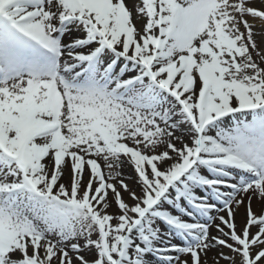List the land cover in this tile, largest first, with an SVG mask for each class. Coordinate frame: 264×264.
<instances>
[{
	"label": "snow or ice",
	"instance_id": "snow-or-ice-1",
	"mask_svg": "<svg viewBox=\"0 0 264 264\" xmlns=\"http://www.w3.org/2000/svg\"><path fill=\"white\" fill-rule=\"evenodd\" d=\"M262 65L264 0H0V264H264Z\"/></svg>",
	"mask_w": 264,
	"mask_h": 264
},
{
	"label": "bare ground",
	"instance_id": "bare-ground-1",
	"mask_svg": "<svg viewBox=\"0 0 264 264\" xmlns=\"http://www.w3.org/2000/svg\"><path fill=\"white\" fill-rule=\"evenodd\" d=\"M129 6L131 7V3H130ZM134 15H135V14H134ZM135 22H136V24H137V27H138V28H141V29L143 28V25H144V23H145L144 19H143V18H140V17H136V18H135ZM76 35H79V34H76ZM74 38H75V36H74V35H71V34H70V35H67V36L65 37L66 41H71V40L74 39ZM262 66H264V65H262ZM123 173H124V175H125L126 177H131V175H130V173H129V170H128V166H125V167H124V169H123ZM128 182L130 183V186H131L135 191L139 192V186H138L135 182H133V181H131V180H129ZM124 196H125V199L128 200L129 203H134L133 201H131V200L128 198L127 193H125ZM252 206H253L254 211H256L257 213H260L262 210H264V203H262L261 201H258V200H253V202H252ZM116 210H117V209H116V205L113 203L112 208H111L109 211L114 212V211H116ZM213 214H215V213H213ZM220 215H225V216H226V213H223V212H222V213H220ZM235 219H236L237 224H238L239 226L242 227V226H243V223H244V220H245V206H241V208L238 210V213H237ZM216 223H219V221L217 220ZM225 230L227 231V229H225ZM252 231L255 232L256 229L253 228ZM211 233H212V235H218V233H217L215 227H212V229H211ZM174 242H175V243H179L178 240H177V241H174ZM229 243H231V241H229ZM221 250L224 251L225 253L229 254V255H232V253H230L229 250L226 249V248H225V249L214 250V252L210 253L209 255H210V256H213V255H215L216 251H221ZM91 258H92V257L89 256V259H91ZM236 259H237V264H239V257H237ZM221 264H227V262L222 260V261H221Z\"/></svg>",
	"mask_w": 264,
	"mask_h": 264
},
{
	"label": "rangeland",
	"instance_id": "rangeland-1",
	"mask_svg": "<svg viewBox=\"0 0 264 264\" xmlns=\"http://www.w3.org/2000/svg\"><path fill=\"white\" fill-rule=\"evenodd\" d=\"M128 170H129L130 175L133 176L134 174H133V172H132L131 167H128ZM131 181L135 182L134 180H131Z\"/></svg>",
	"mask_w": 264,
	"mask_h": 264
}]
</instances>
